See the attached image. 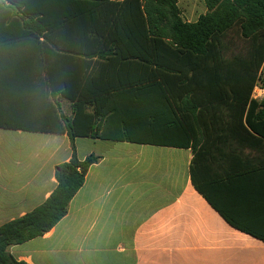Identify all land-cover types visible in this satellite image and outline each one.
Segmentation results:
<instances>
[{"label": "trees", "instance_id": "trees-1", "mask_svg": "<svg viewBox=\"0 0 264 264\" xmlns=\"http://www.w3.org/2000/svg\"><path fill=\"white\" fill-rule=\"evenodd\" d=\"M205 5L190 23L177 0H0V128L66 133L73 148L72 159L56 166L50 197L0 227V264H27L9 248L67 215L100 160L77 157L78 137L192 148V182L209 201L199 138L246 121L244 129L264 139V97H253L264 81V0ZM58 96L72 102V118Z\"/></svg>", "mask_w": 264, "mask_h": 264}, {"label": "crops", "instance_id": "crops-1", "mask_svg": "<svg viewBox=\"0 0 264 264\" xmlns=\"http://www.w3.org/2000/svg\"><path fill=\"white\" fill-rule=\"evenodd\" d=\"M177 1L186 22L207 12L205 0ZM57 99L72 118V102ZM230 126L199 138V178L211 201L192 182V148L76 138L80 160H100L67 215L9 253L27 264H264L263 238L223 216L264 236V139L246 121ZM72 157L66 133L0 128V227L43 204L58 185L56 166Z\"/></svg>", "mask_w": 264, "mask_h": 264}, {"label": "rangeland", "instance_id": "rangeland-1", "mask_svg": "<svg viewBox=\"0 0 264 264\" xmlns=\"http://www.w3.org/2000/svg\"><path fill=\"white\" fill-rule=\"evenodd\" d=\"M237 43V42H236ZM238 44H240L239 46L241 47V43H238ZM236 50V49H235ZM264 79V71H263V74H262V76H261V79ZM263 80H260L258 83H257V88L258 89H262V88H264L263 87ZM257 92H259V91H257ZM257 92H254L255 93V95L257 94ZM264 97V94L262 95V96H260L259 97V99H262ZM112 147H114L115 148V146H112ZM116 149V148H115Z\"/></svg>", "mask_w": 264, "mask_h": 264}, {"label": "built area", "instance_id": "built-area-1", "mask_svg": "<svg viewBox=\"0 0 264 264\" xmlns=\"http://www.w3.org/2000/svg\"><path fill=\"white\" fill-rule=\"evenodd\" d=\"M257 91H259V92H257ZM254 92H257V94L255 95V93H253V97L255 99H259V97L264 94V88L258 89L257 86H256L255 89H254Z\"/></svg>", "mask_w": 264, "mask_h": 264}]
</instances>
